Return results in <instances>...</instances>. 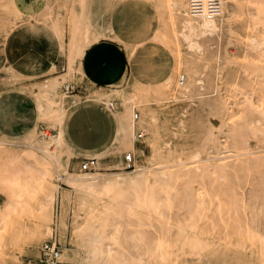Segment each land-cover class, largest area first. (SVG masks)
Here are the masks:
<instances>
[{
	"label": "bare ground",
	"instance_id": "1",
	"mask_svg": "<svg viewBox=\"0 0 264 264\" xmlns=\"http://www.w3.org/2000/svg\"><path fill=\"white\" fill-rule=\"evenodd\" d=\"M79 1L82 10L86 8L84 0ZM152 1L157 7L166 6L160 9L161 22L169 24L168 31L167 26L162 27L153 38L168 35L172 40V58L161 77L155 81L142 80L136 75L130 77L120 58L119 71L111 78L108 93L91 92L84 101L107 108L115 122L111 140L100 149L86 151L91 157L106 159L116 165V169H121L115 155L137 150L142 159L156 165L140 163L126 174L99 170L83 175L70 172L66 178L76 193L77 204L88 207L83 220L74 226V237L82 242L87 250L86 260L92 264H187L185 257L191 252L207 257L211 264L217 253H212L210 246H215L210 245V239L221 243L220 248L215 247L220 253L241 246L244 254L254 257V264H264V38L254 34L248 38L243 54L246 56L249 49L253 50L257 59L250 65L251 72L244 81L236 80L228 92L231 95L241 92L246 97L242 129L232 130L234 135H239L236 157L233 162L219 163L212 172L208 171L207 175L212 177L211 187L193 197L192 183L206 172L201 165L191 164L204 159L199 157L198 148L186 145L178 148L169 136H178L188 120L192 124L199 122L201 111L227 106V98L214 97L213 92L218 93L221 72L231 62L223 48L238 13V0H223V11L218 16L193 15L188 0ZM11 5L19 16L25 13L23 8L31 15H46L52 9L49 0H12ZM52 24L51 31L59 42L58 50L69 51L70 72L75 62L88 56L87 46L103 37H112L109 26L83 16L72 20L73 29L67 41L63 39L61 22ZM135 45L127 44V47ZM43 62L41 70L32 72L31 76L56 68L54 61L48 58ZM0 73V83L14 82L18 77L10 66L3 64H0ZM67 73L54 74L34 86L15 85L5 89L30 92L41 121L35 126H22L23 131L18 133H8L0 126V197L4 198V208L0 207V252L20 238L17 232L21 230L15 222L29 208L26 204L35 193L36 184L41 185L42 196L35 206L38 223L28 228V240L33 242L50 233L56 200L54 179L59 177L56 169L64 161L69 164L74 151L80 150L67 136L65 121L69 102H65L60 90V81ZM112 94L117 104L110 101ZM72 96L80 97L79 94ZM16 99L19 100L17 95ZM24 104L21 100L20 105ZM194 105L199 106L195 113L190 109ZM251 111L257 114L250 121L251 125H246ZM161 118L164 125L160 123ZM42 121L57 129L50 139L41 134ZM137 130L148 134L149 153L143 148L136 149ZM245 186L250 190L248 197L243 190ZM260 197L261 206L257 208L255 201ZM99 198L106 201L95 208L94 199ZM136 205L150 210V219H143ZM177 206L183 211L192 206L194 211L187 220L166 215V210L172 211ZM132 224L135 226L131 227ZM156 226H159L156 244L145 243L148 231ZM134 242L145 244L141 252L135 250Z\"/></svg>",
	"mask_w": 264,
	"mask_h": 264
},
{
	"label": "rangeland",
	"instance_id": "2",
	"mask_svg": "<svg viewBox=\"0 0 264 264\" xmlns=\"http://www.w3.org/2000/svg\"><path fill=\"white\" fill-rule=\"evenodd\" d=\"M11 1L12 0H0V64L10 66L12 71L18 74V77L14 82L6 80L5 82L0 83V126L2 130L8 133H18L23 131L21 130L23 128L22 126H35L39 121H41L38 111L34 108L32 94L25 91L18 93L15 89L5 91L7 87H16L15 85L28 87L34 86V84H39L45 81V79L49 76L68 71V73L62 77L60 81V90L61 93L65 95L63 98L65 102H69L68 107H66V111L69 114H71V112L79 105L84 103H93L84 101V97L88 93H108L110 80L119 71V63H117V65L110 64L108 57H104L100 60V62L95 63L90 60L91 55L88 54L83 61L75 62L73 64V69L70 72V63L68 59L69 51L67 50L64 52L60 49L58 50L59 42L56 35L51 31V28H53L52 23L54 21L61 22L63 26V39L64 41H67L69 39L70 32L73 29L72 20L78 16L86 17L91 22L100 21L105 26H109L110 14L118 2L122 0H84L86 8L83 10L82 3L79 0H49L52 9L46 15L43 13L39 15H31L25 8H23L25 13L20 16L19 14L14 13ZM27 1L31 2L32 0ZM148 1L156 7L159 13L160 22L157 32L161 30L160 28L165 26H167L168 31L169 24L168 22L162 24L163 22H161L160 14V9H165L166 6L157 7L152 0ZM73 14H75L76 17H73ZM262 20H264V0H238V13L230 35H227L225 38V45L223 48L225 55L231 60V62L227 64L221 72L218 93L216 94V91L213 92L214 97L221 95L227 98V106L224 109L219 110L201 111L199 113V122L197 121L196 124H192L188 120L185 126L180 129L178 136H169L172 138L173 144H176V147L178 148L182 145L198 148L199 157L204 159L200 162L191 164L201 165L206 172V174L197 177V179L192 183L191 192L193 197H196L204 190V188L211 187L212 177L207 175L208 171L212 172L215 169V166L219 163H231L236 157L234 154L237 153L236 148L240 143L238 137L239 135H234L232 130L234 128H237L238 130L242 129L241 125L244 124L243 116L245 114L244 109L246 97L241 92H235L232 93V95L228 92L231 84L235 83L238 79L243 82L244 77H247L251 72L250 65L253 60L257 59V54L250 49L248 52L246 51V56L243 52L246 50L247 40L252 34L259 35L264 38V23L261 22ZM109 37L110 36L103 38ZM100 41L101 39L98 40V42H93V45L95 43H99ZM122 43L124 45L121 43L118 45L119 48L123 50L122 54L120 51H117L116 53L118 54L119 59L124 57V66L127 67L129 71L128 75L130 77L136 75V77L142 80L155 81L161 77L163 70L167 65H169L172 58V40L168 35H165L162 38H153L152 36V38L148 41L129 48L127 47V43ZM93 45L87 46L86 49L88 50L93 48ZM45 58H48L50 62L54 61L56 68L49 73L31 76L30 74L32 72H38L41 70L44 66L43 60ZM63 60H65V64H67L66 70H63V65H61L63 64ZM96 71L102 73L109 72V74H112L113 76L108 77L104 86H86V88L80 92L75 91V84H81L80 77L82 78L83 75L89 76V72ZM69 82L73 86L71 87L70 92L66 91L64 88V85ZM74 94H79L80 97L76 99V96H72ZM9 95H11L10 98H8ZM16 95L19 100L16 99ZM109 99L117 104L114 94H112ZM253 99L254 101H257L256 96H253ZM21 100L25 103L23 106L20 105ZM5 102L6 105L4 106ZM17 104H19V106L23 109L18 111L19 108L17 107ZM198 107L199 106L194 105L193 108L190 109L192 112L194 111L193 113H195ZM136 111L141 114L139 109ZM256 114V111L249 112L247 115L248 120L245 124L251 125L250 121ZM210 116L212 117L210 118ZM160 123L162 125L165 124L163 118L160 119ZM41 129V134L45 139H50V137L57 132L55 126L43 121ZM136 132H138V130ZM147 142L148 134L146 132L141 140H137L135 136L136 149L143 148L146 153H149L150 149L147 147ZM33 151L38 152V150L34 148ZM127 152L129 151H123L115 155V160H117L118 164H120L118 166L123 167L125 165L121 158L124 160V155ZM133 153L136 157V168L140 163H143L146 166L156 165L142 159V157L137 153V150ZM232 154L233 156H228ZM211 156H218V158L207 159ZM90 157L91 155L87 152L75 150L72 161L69 164L64 161V164L56 169L59 177L54 179L56 184V200L53 205V218L49 225L50 233L33 242H30L28 240L27 230L28 228L35 227L38 223L35 206L42 196L41 185H35V193L32 198L30 197V202L26 204L29 205V208L26 212L18 216L17 221L15 222V226L21 230L20 232H17L20 238L15 244L7 245L6 249L3 252H0V264H47L42 260L40 246L42 242L51 237L53 233V223L56 216H59L58 232L62 255L66 253L59 259L58 264H92L90 261L86 260V248L83 247L82 242L78 239V237H74V226L76 223L83 220L88 207L85 205L79 206L77 204L76 193L69 186L66 178L70 172L74 175H83L86 173L87 171L82 170L81 166L83 160ZM219 157L222 158L220 159ZM97 160L99 168H103L88 172H95L98 170L100 172L120 171L126 174L127 171L133 170L125 168L116 169V165L110 164L106 159ZM181 180L182 181H180V183L183 182V179ZM243 190L248 197L250 194L248 187L245 186ZM105 201V198L94 199L93 206L95 208H100ZM255 202L257 203L256 207L259 208L261 206V197ZM16 203L20 204L19 201ZM57 205H59V208L56 209ZM0 207L4 208L3 197H0ZM136 207L143 219H150V210L138 205H136ZM56 211L58 212L57 215ZM193 211L194 208L192 206L188 208V211H183L177 206L173 208L172 211L166 210L165 213L166 215L172 216L174 219L179 218L181 220H187L190 218ZM130 226L134 227L135 224ZM158 232L159 226L149 230L145 243H151L154 246L158 240ZM129 233L130 231L128 230L127 235H129ZM130 239V237L127 238L129 243L131 242ZM209 242L210 245L212 244L218 248L222 246L220 242H214L212 239H210ZM134 245L136 246L135 250L138 252L143 250V246L145 247V244L140 245L138 242H134ZM215 247L212 248L210 246L212 253H217H214L211 264H244L245 260H247V264H254L252 261L254 257H252L250 253L247 255L244 254L241 246H236L234 247V250L223 253H220L217 249H215ZM37 253L39 254L37 255ZM185 258L187 260V264H209L210 260L207 257L201 258V255L192 252Z\"/></svg>",
	"mask_w": 264,
	"mask_h": 264
},
{
	"label": "crops",
	"instance_id": "3",
	"mask_svg": "<svg viewBox=\"0 0 264 264\" xmlns=\"http://www.w3.org/2000/svg\"><path fill=\"white\" fill-rule=\"evenodd\" d=\"M109 26L112 37L101 38L99 43H95L93 48L88 49V54L91 55L90 60L95 63L108 57L110 64L117 65L120 60L116 52L120 51L121 54L123 52L118 46L119 43L140 44L148 41L158 29L159 13L148 0H122L113 8L109 17ZM120 62L124 66V57ZM61 65L65 68L63 70L67 69L65 60ZM112 76L109 72H89V76L80 77V85L74 83L75 91L80 92L86 86H104L108 77ZM17 107L18 111L23 109L19 104ZM65 124L68 139L85 152L104 147L114 133V120L111 113L96 103H84L76 107L71 114H67Z\"/></svg>",
	"mask_w": 264,
	"mask_h": 264
},
{
	"label": "built area",
	"instance_id": "4",
	"mask_svg": "<svg viewBox=\"0 0 264 264\" xmlns=\"http://www.w3.org/2000/svg\"><path fill=\"white\" fill-rule=\"evenodd\" d=\"M189 8L193 15L197 16H218L223 11V0H188ZM65 69V68H63ZM71 87H73L70 83L64 85L66 91L70 92ZM111 107H114L113 103H110ZM144 132L142 130H138L136 134V139L141 140L144 137ZM124 163L123 168L125 169H135L136 168V157L133 152H128L124 155ZM98 168V160L97 158L90 157L86 158L82 162L81 169L85 171H93ZM59 208L57 205L56 209ZM56 211V215H57ZM58 219L59 216L55 217L53 223V233L51 237L44 242H42L40 246V253L42 260L47 264H58L59 257L62 255L61 243L59 240V232H58ZM56 221V222H55Z\"/></svg>",
	"mask_w": 264,
	"mask_h": 264
}]
</instances>
